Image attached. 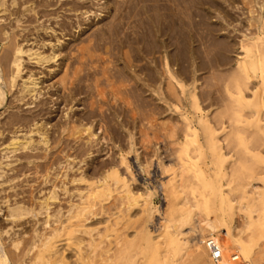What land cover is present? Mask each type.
Instances as JSON below:
<instances>
[{
	"label": "bare ground",
	"instance_id": "1",
	"mask_svg": "<svg viewBox=\"0 0 264 264\" xmlns=\"http://www.w3.org/2000/svg\"><path fill=\"white\" fill-rule=\"evenodd\" d=\"M5 1L6 0H0V12L4 13L6 10L5 4L9 1L10 4L8 3V6L18 5L15 4L18 0H8V2L6 1L7 3H5ZM46 1L50 2V0ZM79 1L80 3L76 1V7L72 9H77L78 7L86 8V0H78V2ZM29 2L33 4V0H23L19 2L22 5V10L19 8L22 14L27 12L28 15V13L31 14V12H34V7L33 5H28ZM109 2L114 10L113 14H110L112 19L110 20V18H108L110 22L107 20L108 24L105 23L106 26L104 27L101 26L104 25V23L101 25L99 24L101 27L94 31H89L90 34L85 31L88 36H84L85 38L82 37L83 39H80V41L82 40L80 42L81 44H78V46L77 40L75 41L77 47L75 45L73 46L76 47L74 50L77 51V53L73 52L76 53V56L73 60L71 58L72 62L70 61L71 64L69 67L66 66L65 68L64 65V70H62V74L58 76L56 81L57 86H61L60 90L62 89V92H64L58 95V97L60 96V102H63L62 104L64 105H68L66 107L67 111L63 114V120L59 118L60 121L56 120V122L52 123V116L50 119L48 116L45 118L48 113L51 114V110L47 111V109L50 108L48 105L49 108H44L47 103L49 104V102H47L49 99L46 100L45 98H41L35 102L43 93V87L41 85L43 79L39 76V71L36 73L28 69L23 72L25 67L24 60H34L36 64H43L51 60L54 61L55 57L61 53L57 51L55 45L60 46L64 43L61 42L60 36L56 37L55 45L48 42L50 43V49L48 48V52L44 51L42 48L47 44L49 38L45 41V38H41L37 32H40V29H42V32L43 30L47 32L49 29L53 32V30L47 24V26L44 24V27L42 23V25L39 24L40 26L36 25L33 27L35 30L32 32L34 37H31L33 39V45L24 44L27 38L23 37L22 39H13V42L9 41L11 43L5 48H3V46H5L3 43L0 47L3 49L0 50L2 51L0 53V105L5 101L8 96L7 94H10L11 97L8 98L10 100L12 99V102L15 101L18 104L21 102L23 106L24 104L33 103V107L29 105L25 106L35 109L34 111L32 109L31 113L27 112L29 113L28 115L20 114L16 113V111L21 112L20 110L26 107L24 108L21 106V108L17 106V108L20 109L15 110V113H11V108L14 107L16 103L14 106H10V101L7 100V102L9 101L8 105L11 107H9L11 112H9L10 114L7 112L9 114L8 119H3L4 122L0 121V211H3L2 209L4 208V213L1 212L0 214L1 216L2 214L5 215L4 218L8 220V225L5 226L0 222V264H104V262H113L117 255L116 252L121 249L129 253L136 251V254L141 251H143V253L155 252L156 256L155 254L151 255L140 264H174L175 261V264H177L178 262H184L186 259H191L194 264H241L239 261H235L239 255L241 259L244 260L245 264H264V240L261 242L262 239H264V180L259 181L261 179L256 178L255 180H258L255 181L256 183L263 182L261 185L256 184L254 182L256 175L254 174V178L250 176L255 185L252 184V180L248 181L250 179L247 177L248 171L246 173V178L248 180L244 178V183L241 182V178L243 177L241 173L247 169L245 163L249 160L248 155L245 163L238 157L233 159V156L231 155L230 157L227 152H221V147L217 140V135L221 132L225 133L227 138L231 136L233 139L236 137L241 138L243 135L250 137L257 133V131L262 134L264 133V124L261 123L263 118L262 121L259 122L257 119L259 113L254 108L256 107V101L260 100V95L258 94L260 88L257 91V87H259L260 84L264 86V0H107V7L110 6ZM69 3L71 4L70 1ZM238 3L241 5L240 7L243 6L242 9L244 8L246 10V15H248V17L247 19L245 18L246 24H244V26L246 27H242L244 29L236 34L237 32L235 33V31H240L239 28L243 25L242 24L237 30V27L231 24L237 19V16L235 17V12L240 8ZM44 4H46V2H44ZM103 7L105 6H102V8ZM192 7L200 11L198 13L196 12L199 18V21L196 20L197 22L188 15V10ZM70 9L68 10L70 11ZM89 11L90 10L84 9L83 14ZM106 11L108 10L106 9ZM193 12L194 10L191 11V14ZM3 13H1V15ZM18 17L20 16L18 15ZM212 17L216 19L209 21ZM17 18L14 20L18 21ZM104 18H106V15ZM15 21L13 25H18L20 22L18 21V23L15 24ZM6 25L0 27V37L4 40L13 37V34L12 37L9 35V33H11L9 32L10 27H6ZM66 26L68 25H63L62 23V30H64ZM79 26L80 24L78 23L76 27ZM57 27L58 26H56L55 29H57ZM86 28H88V26H86ZM16 31L18 30L16 29ZM64 32L66 31L64 30ZM18 33L16 32L17 35ZM235 34H240L239 37L237 36L239 38L238 40H235ZM103 35L109 38L108 40L112 43V47L107 49L104 45L101 46L99 40L104 39ZM78 37L80 38V36ZM79 38H77L78 41ZM7 44L8 42L6 45ZM101 47L103 48L102 52H104V56L101 52L100 54L97 52L101 50ZM70 49L73 50V48ZM68 51L70 50L68 49L67 52ZM70 52L71 53H68L74 54L72 51ZM106 54H108V56H106ZM113 62H116L117 65V68L116 65L113 67V69L115 68L114 73L109 70L110 66H107L109 63ZM62 63H65V61ZM97 63H99L100 66L97 68L98 70L95 69V66L98 67ZM212 69L218 73H222V77L219 76V78H217V75L221 74L215 75L217 72H214L215 74L212 72L216 78H211L213 75L209 71L212 76L208 77L211 78L213 82L209 79L210 82L205 83L208 77H205L206 80L204 84L202 81L200 82V78L198 79L197 74H199V72L202 74L205 70L208 71ZM109 71L111 73H109ZM201 71L203 72L201 73ZM54 72V70L51 71V73H53L52 75H54ZM181 77L185 79L188 78V82L183 81L184 78ZM51 84L52 87L55 83L53 82ZM54 86L53 87L56 88V84ZM204 86L206 89L202 88ZM211 86H213V89ZM214 86L218 89L221 87L226 93V96L222 95L224 94L220 91L222 89L219 90V92H222L221 95L219 94L218 96L214 94V96L212 94L213 92H210V89L215 92ZM246 90L250 91L248 96L246 95ZM144 93H148L149 99L147 96V99L145 98ZM262 93L264 95V88L262 92L260 91V94ZM78 95L82 96V98H79ZM221 96L222 98H220ZM203 99H208V101L205 100V102L208 103L207 107H217L214 109L215 111L213 113V108L210 109V111L212 110L211 112H209V109H205L206 106L204 107V104H202ZM74 100L77 101V103H74ZM75 104H77V107L81 105L82 107L77 110L73 108ZM235 104L237 105L236 107L239 106V109H242L244 106L247 107L248 111H243L248 112L246 117L253 118V121L249 119L243 121L245 124H243L244 126H239L241 124L238 126H235V124L233 126L232 122L230 124L229 119V122L223 120L226 114H229L230 110L235 109L233 106ZM142 105L152 107V110H154L153 113H159L158 115L165 112L167 113L169 110L175 111L178 114V120L181 122V124L178 123L180 126L176 123H171L170 121L173 117H169V113V115H165L168 116L167 119L169 123L166 122V120L164 124H169L168 126L170 128V130L167 131L169 132L167 134L169 137L167 138H171V142H169L171 144L169 146L171 147V145L177 144L178 147L170 151L176 156V164L174 163L176 165L175 167L170 166L166 168L162 166L161 161L163 158L157 163L161 168V172L172 170L171 173H173L171 174L172 177L170 179L168 178L169 180L167 182L161 181L160 187L158 186V189L161 190V193L166 199L165 206L161 208L163 211L158 208L159 206L154 200L155 195L159 193L156 187L151 186L152 188H150L148 186H142L143 189L141 191L137 190V188L136 190L132 188L134 186L132 182L134 184L135 176H133L134 173L131 174V164H129V161L126 162L125 159L127 158H125V156H117V159H120V161L125 164L124 168L126 172L129 173L130 177L128 175L127 177L130 179L124 176L127 174L126 172L123 171L126 173L124 175L122 174L123 172H119L120 167L118 166V168L115 166V160L108 162L103 161L96 165L95 162L92 163V161H95L93 158H91L93 159L91 163H87V158L84 157L85 155L87 157L92 155L93 151L96 150L94 149L96 143L99 144L103 140L109 142L115 137L118 138L115 140L127 138V151H124L129 153L134 151V155L137 159L139 155V146L136 145L137 141L135 140V136L137 132L140 131V134L142 132V130L139 129V112H141L139 111V107ZM219 105L222 106L220 109L218 108L220 107ZM262 105L263 104L259 106L262 108ZM34 107H38V109L36 110ZM127 109L129 111L127 114H129L128 116L130 117L131 124L128 121L129 118L127 120L128 122L125 121ZM156 109L157 111H155ZM239 109L238 111L240 112L241 110ZM3 111H5V109ZM243 111H241L242 114ZM240 113L239 116L241 115ZM44 114L46 115L43 118ZM230 114L228 116L232 118L231 116L234 115ZM236 115H238V112ZM153 116L151 114L152 118H154ZM165 116L163 118H165ZM261 116L263 117V114H261ZM237 117L238 116H236V118ZM233 118H235V116ZM123 121L124 123L126 122L127 126L125 125L124 127ZM140 121H142V119ZM225 122H227L228 125L230 124L229 127L224 125ZM128 123L130 125H128ZM252 123L258 126L261 123V126L258 127V129L256 126L257 130L251 129L249 126H251ZM121 127H124V131L121 130ZM136 129L137 131L135 132ZM143 133H145V131ZM150 136H152V134ZM260 136L258 135V137ZM51 137L54 140L53 146H59V151L61 153L64 149L68 148L72 149L73 153L75 151L77 155H81L78 163L83 162L82 165H84V162H86V168L82 169L81 166V168L78 166L81 164L74 162L78 156L73 153L70 154L69 150H67L69 152L64 154L62 158L58 157L50 160L49 154L51 153H49V150L51 151V145L53 144H51L53 141ZM240 138L237 140L241 141ZM79 139L81 142H79ZM145 139L146 135L143 140ZM248 139L246 138L247 141ZM70 141L74 142L70 144ZM112 142L114 141H110L111 145L113 144ZM229 142L231 143L227 144L230 147L235 143L232 141ZM205 143L209 144L210 147L214 149V163L216 164L212 170L214 177L206 181L207 183L209 182L214 195L219 199L218 206L211 213L206 211L204 206L205 211H201L203 210L201 209V201L203 199L202 192L198 193V196L192 194L193 196L191 197H185L177 201L179 193H183L182 191L185 186H190L189 184H193L194 182H196V184H204L203 180L207 176V172L201 165V158L203 147L206 145ZM62 144L64 146H61ZM121 144L125 146L124 143ZM108 146L109 145L104 147L108 148ZM102 147H100L99 150H101ZM190 147H192L193 150ZM105 149L106 148H104V150ZM245 150L247 152L246 148ZM106 151H109V149ZM19 152L20 155L22 154V156H24L22 159H26V165L28 164L29 166V164L32 163L34 168H38V172L42 171L40 175L37 174L40 177H38L40 179V184L42 183L44 185L49 183L48 186H42L44 188L37 190L40 195L38 194L36 196V201H34L36 203L33 202L34 205L36 204L35 206L32 205L31 201V204L27 202L29 199H26L27 201L24 200L25 192L24 195H22V192L25 188H22L24 190L20 192L23 197L18 194L19 192H12L16 190L15 187L17 186L16 184H18L17 180L19 177H23L25 172L31 169L29 168V170H27L28 168L24 167L26 168L23 169L24 172H22L23 170H19L21 166L18 163L22 162L21 158H18L19 155L17 156L16 154ZM157 152L158 150L156 154ZM98 153L100 155V151ZM154 153L153 151V153L150 154L153 156ZM112 154L110 155L113 156ZM240 154L242 155V153ZM247 154L250 155V152L248 151ZM13 157L16 158L13 159ZM41 157L45 159L43 160L44 162L46 161L45 165L40 163L42 159L39 163V160H35ZM51 157L54 156L51 154ZM227 157H230V161L232 159L231 168H229L230 164L228 163V168L230 169L229 174L228 168L226 172L218 167V161L225 160ZM245 157L246 156L242 159L245 160ZM106 159L108 160L110 158ZM18 160H21V162ZM101 160L102 159H100V161ZM15 161H18L17 164L20 167L14 166L13 163ZM142 162L144 163L139 167H141V170L144 172L146 171L149 161L146 159ZM74 163L78 165L76 166ZM221 163L223 164L224 161ZM91 164H95L93 165L95 167H91ZM169 164H171V162ZM23 165L24 164H22V166ZM77 170L80 171L78 172ZM68 171H74V174L70 177L67 174L69 173ZM250 173L252 174V172ZM60 175L61 177L63 176L64 179L69 176L70 182H75L76 187H73L72 190L68 189L65 182L69 177L63 180V178H59ZM168 175L171 176L170 173ZM263 176L264 174L260 175L261 178ZM223 177L226 179V183L223 182L224 184L229 185V182L231 183L232 180L234 181V183L231 184L233 185L231 188L226 189L223 187L224 184L219 182V179ZM229 177L231 180H229ZM148 179L150 180L149 177ZM225 179L223 178L224 181ZM22 180L20 179V181ZM56 180H58V183ZM78 182H81V184L83 182L84 187H77ZM24 184L26 185L27 182ZM40 184L39 186L37 184V188L41 187ZM81 184L79 186L83 185ZM203 186H205V184L200 185V191H202ZM19 187L20 186H18V188ZM196 187L198 188V186ZM7 190L12 191L8 193ZM33 190H36V188ZM231 190L237 192H233V195L236 193V196H233V198L230 197L231 195L229 196V194L232 193ZM60 192L66 196L68 195L65 207L61 206V203H57L58 201L60 202L61 198L66 197L65 195H60ZM34 193H36V191H34ZM191 193L194 192L191 191ZM113 194L117 196H115L117 201H113L114 203L112 202L113 205L111 208H113L116 203L115 207L123 211L124 214H128L133 206L139 208V215L135 212L131 213L138 216L137 220H140V223L138 221L136 222L137 224L133 223L134 221H131V219L136 216L132 215V218H130V213L127 218H125L126 221L122 222V225L124 223L126 225L128 222L129 225H131L130 222H132V226L136 224L133 228L138 226L139 223L135 231L133 230V233L129 235V237L132 235L131 238L128 236L126 237L127 233L124 236V234L120 232V234L117 233V235H115L113 241L111 240L110 235L113 236L114 234L112 233L114 231L118 232L119 230L116 227L119 220L117 221L118 217L115 212L112 213V215L111 212L107 211V213H110L108 216L111 215V217H114L115 214L117 217H114L116 218L114 221L117 222H114L113 225L112 223L111 225H105L107 220H105V222H103V220L101 221L103 216H100L101 218H98L99 220L95 219L104 223L100 224V226L105 225L102 231L100 228L98 229V226H91L86 222L88 221L86 220L87 215L93 214L95 217V214H97L95 207L99 204H103L102 202L111 198ZM74 196H76L75 199L72 198ZM33 200H35V198ZM203 201H205V199ZM108 203L111 205V202ZM108 203L107 205L104 204L101 206L106 207ZM53 204L55 205L54 207H52ZM105 209L108 210L109 207ZM93 210L96 211L95 214ZM100 210L99 213H101ZM160 210L162 214V219L160 218L162 221H158L160 222V230L157 229L159 225H157V227L153 226L158 230V232L157 230L154 232V230L150 228L151 226H149V223L152 221L154 215L159 213H157V211ZM196 210L202 212V214L198 215V218L195 217V215H197ZM239 210H241V212L243 210L242 213L244 215H242L243 218H241L242 220L240 223H237L235 214H237ZM116 213L119 214L118 212ZM27 216H32L33 221L35 218L34 216H37V218L39 217L40 225L37 222L36 224L39 225L38 227L35 224L36 227L30 229L31 233L28 232V230L27 232L30 235L28 236V234H26V237L28 236L26 238V231L24 230L27 229V227L24 226L25 228L23 231H17L18 229H15V231L13 227L17 226L16 222L24 220L23 218ZM93 216H91V218ZM156 216L157 215H155V217ZM109 220L111 219H108V221ZM89 221H93L95 224L97 223L94 220L89 219ZM3 222L5 223V219ZM126 226L128 227V225ZM123 227L124 229L127 228L125 226ZM21 228L22 227H20V230ZM102 228L103 226L101 229ZM120 228L122 229V227ZM129 229L127 228V230ZM196 230L200 232V237H196L198 240L190 244L189 240H187L188 235L190 232ZM109 231L113 232L109 234ZM130 231L132 230L130 229ZM191 234L192 233H190V235ZM63 235L65 236L64 240H67V242L65 241V245L69 246V248L71 246V250L74 252V260H72L71 257L72 261H70L69 255H66L69 249L64 247L65 245L59 243L63 240V238H60ZM57 242L61 245L60 247H58L59 244L57 245ZM64 250L67 251L66 254ZM130 263L135 264V259L132 258Z\"/></svg>",
	"mask_w": 264,
	"mask_h": 264
},
{
	"label": "rangeland",
	"instance_id": "2",
	"mask_svg": "<svg viewBox=\"0 0 264 264\" xmlns=\"http://www.w3.org/2000/svg\"><path fill=\"white\" fill-rule=\"evenodd\" d=\"M7 2H8V0H6ZM5 1V3H7ZM17 1V0H16ZM23 0H21V1H17L15 4H18V5H9L8 6V3L10 4V1L7 3V4H5V7H6V12L4 11V13L3 12H0V15H1V13H3L1 16H0V27L1 26H5L6 24H8V25H6V27H10V30H9V32H11V33H9V35H11V37H12V34H13V37L12 38H10L9 37V39L7 38V39H2V37H0V47H1V45H5V46H3V48H5V47H7L11 42H9V41H12L13 42V39H22L23 37L24 38H27V40H25L26 42H24V44H27V45H29V44H32L33 45V37H34V35H32V32H34L35 30H34V28L33 27H35L36 25L38 26L39 24L40 25H42V23H43V26L45 27V25L47 24L48 26H50L51 28H52V30H53V32L51 31V29H49L47 32H45L44 30H43V32H42V29H40V30H38V31H40V32H37L38 34H39V36L42 38L43 37V39L46 41L47 40V38H49L48 40H47V44H45L44 46H43V50L44 51H46V52H48V50L50 49V43L52 44H56L55 42V40H56V37H59L60 36V38H61V42H64L63 43V45H60V46H57V45H55V48H57V51H59V52H61L58 56H56L55 57V60L53 61V60H51V61H49V62H46V63H43V64H36L35 62H34V60H24V64H25V67H24V71L23 72H25L26 70H28V69H30L32 72H38L39 73V76L43 79V82L41 83V85H42V87H43V90H42V95L39 97V98H37L36 100H35V102H37L39 99H41V98H45L46 100L47 99H49V101H47V102H49V104L47 103L46 104V106H44V108H49V109H47V111H53V112H51L50 111V113L51 114H44L43 115V118H44V116H45V118L48 116L49 117V119H50V117L51 118H53V121H52V123L53 122H56V120H58V121H60L61 119L63 120L64 118V116H63V114L67 111V109H66V107L68 106V105H64V104H62L63 102H60V96L58 97V95H61V93H64V92H62V89L60 90V88H61V86H57V83H56V81H57V79H58V76L60 75V74H62V70H64L63 68H64V65H65V68H66V66H68L69 67V65L71 64V62H72V60L74 59V57L76 56V53H77V51H75L74 49H76V47L78 46V44H81L80 42L82 41H80V39H83V38H85L86 36H88V34H90L89 33V31L91 32V31H94V30H96V29H98L99 27H104V26H106V24H108V22H110V20L112 19V14H113V8L111 7L112 5H111V3L109 2V7H107V5H106V1L107 0H93V1H91V0H86L85 1V5H87L86 6V8H83V7H78L77 9H72L73 7H76L75 5V3H76V1H77V3H80V1L78 2V0H65V2H64V0L63 1H58V0H50V2L49 1H42V0H33V4H32V2H29L28 3V5H33V7H34V12H31V14H29L28 13V15H27V12L26 13H23L22 14V12H21V10H22V5H21V3H19V2H22ZM37 1V2H36ZM40 1H41V4H40ZM69 1L71 2V4L73 3L74 4V6H73V4L71 5L70 3H69ZM75 1V2H74ZM98 1V2H97ZM44 2H46V4H49V5H46V4H44ZM60 2V3H59ZM63 2V3H62ZM86 2H87V4H86ZM89 2V3H88ZM37 3H38V5H37ZM54 3V4H53ZM70 5H69V4ZM97 3V4H96ZM99 3V4H98ZM102 3V4H101ZM104 3V4H103ZM240 3V2H239ZM238 3V6L240 7L241 5ZM35 4H36V6H35ZM51 4V5H50ZM63 4H65V5H63ZM89 4V5H88ZM101 4V5H100ZM7 5V6H6ZM43 5H45V6H43ZM61 7H60V6ZM19 6V7H18ZM21 6V7H20ZM101 6V7H100ZM102 6H105V7H103L102 8ZM8 7V8H7ZM85 7V6H84ZM107 7V8H106ZM111 7V8H110ZM243 7V6H242ZM242 7H240L236 12H235V17L237 18L236 20H235V22L233 23H231V24H234L235 25V27H237V30H238V28L241 26V28H239L240 29V31L238 30V31H235V33L236 34H238V33H240L246 26H244V24H246L245 22V20L247 19V17H248V15H246L247 13H246V10L244 9V11H243V9H242ZM21 10H20V9ZM72 10H71V9ZM105 8V9H104ZM17 9V10H16ZM68 9H70V11L68 10ZM84 9H86V10H90L89 12H87V13H84L83 14V10ZM106 9L108 10V11H106ZM241 9H242V12H241ZM14 10V11H13ZM76 10V11H75ZM82 10V11H81ZM192 10H194V12L191 14V11ZM17 11V12H16ZM20 11V12H19ZM75 11V12H74ZM79 11H81V12H79ZM189 12V17L191 18V19H193V20H197V21H199V18H198V15H197V13L198 12H200L198 9H195L194 7H192L191 9H189L188 10ZM10 12H11V15H10ZM108 12V13H107ZM111 12V13H110ZM197 12V13H196ZM12 13H14V14H12ZM19 13V14H18ZM35 13V14H34ZM39 13V14H38ZM48 13V14H47ZM50 13V14H49ZM56 13V14H55ZM16 14V15H15ZM58 14V15H57ZM82 14V15H81ZM86 14V15H85ZM111 14V15H110ZM194 14V15H193ZM196 14V15H195ZM237 14V15H236ZM18 15L20 16V17H18ZM23 15V16H22ZM105 15H106V18H104L105 17ZM195 16V17H194ZM18 17V18H17ZM22 17V18H21ZM16 18L18 19V21H20L19 22V24L20 25H23V26H20L19 24L18 25H13L14 24V21L16 20ZM108 18H110V20H108ZM198 18V19H197ZM239 18V19H238ZM244 18V19H243ZM246 18V19H245ZM15 19V20H14ZM22 21H21V20ZM212 19L214 20V19H216L215 17H212V18H210L209 19V21H212ZM107 20H108V22H107ZM238 20V21H237ZM244 20V21H243ZM18 21H15V24H17L18 23ZM106 21V22H105ZM196 21V22H197ZM76 22H78L79 24H80V26L79 27H81V28H79V27H76L77 25H78V23H76ZM239 22V23H238ZM243 22V23H242ZM60 23H61V25H62V23H63V25H68V26H66L65 27V31L66 32H64V30H62V28H61V25H60ZM65 23V24H64ZM69 23V24H68ZM104 23V25H101V24H103ZM106 23V24H105ZM241 23V24H240ZM45 24V25H44ZM59 24V25H58ZM71 24V25H70ZM88 24V25H87ZM90 24V25H89ZM94 24V25H93ZM101 26H100V25ZM237 24V25H236ZM11 25V26H10ZM39 25V26H40ZM46 25V26H47ZM54 25H56V26H58L57 27V29H55L56 28V26H54ZM96 25V26H95ZM15 26V27H14ZM18 26V27H17ZM86 26H88V28H86ZM54 27V28H53ZM242 27H244V28H242ZM20 28V29H19ZM67 28V29H66ZM86 28V29H85ZM93 28H95V29H93ZM230 28V27H229ZM13 29V30H12ZM16 29L18 30V31H16ZM22 29V30H21ZM24 29V30H23ZM32 29V30H31ZM55 29V30H54ZM85 29V30H84ZM93 29V30H92ZM13 31V33H12V31ZM19 30H21V31H19ZM34 30V31H33ZM60 30H62V31H60ZM50 31V32H49ZM55 31V32H54ZM60 31V32H59ZM80 31H82V32H80ZM88 33H86V32ZM16 32L18 33V35L16 34ZM30 32H31V34H30ZM80 32V33H79ZM40 33H43V34H40ZM48 33V34H47ZM50 33H52V34H50ZM61 33H65L64 35L63 34H61ZM78 33V34H77ZM234 33V32H233ZM14 34H15V36H17V37H15L14 36ZM45 34V35H44ZM54 34V35H53ZM56 34V35H55ZM234 35L235 36V40L237 39H239L238 37H239V35ZM42 35V36H41ZM44 35V36H43ZM78 36H80V38L78 37ZM85 36V37H84ZM238 36V37H237ZM32 37V38H31ZM75 37H76V39H75ZM83 37V38H82ZM28 38H29V40H28ZM59 38V39H60ZM77 38H79V41H78V39ZM103 38L104 39H101V40H99V42L101 43V46L102 45H104L105 47H107V49L108 48H110V47H112V43H110V41L108 40L109 38H106V35H103ZM10 39H12V40H10ZM31 39V40H30ZM75 39V40H74ZM77 40V41H76ZM106 40V41H105ZM32 41V42H31ZM52 41V42H51ZM76 41L77 42V46L75 45L76 44V42L74 43V42ZM8 42V44L6 45V43ZM48 42H50V43H48ZM67 42V43H66ZM3 43V44H2ZM66 43V44H65ZM110 43V44H109ZM109 44V45H108ZM65 45V46H64ZM73 45H75V46H73ZM104 46H103V48H104ZM109 46V47H108ZM49 48V49H48ZM70 48H73V50L72 49H70ZM103 48L101 47V50H99V51H97L99 54H100V52H101V54L104 56V52H102L103 51ZM2 48H0V50H1ZM66 49V50H65ZM70 50V51H74V52H76V53H74L73 55L72 54H69V53H71L70 51H68L67 52V50ZM3 50V49H2ZM65 51V52H64ZM2 51H0V53H1ZM236 53V52H235ZM235 53H234V55H235ZM233 54V53H232ZM236 54H238V53H236ZM73 56V57H72ZM106 56H108V54H106ZM63 57V58H62ZM71 58H72V60H71ZM65 61V63H62V62H64ZM71 61V62H70ZM61 64V65H60ZM113 64V65H112ZM107 65V64H106ZM116 65V62H113V63H109V65H107V66H110L109 67V70L110 71H113L112 73H114L115 71V68L113 69V67ZM97 66L98 67H96L95 66V69L96 70H98L97 68H99L100 66H99V63H97ZM112 66V67H111ZM56 70H55V69ZM116 68H117V65H116ZM49 69H52V70H54L55 72H54V75H52L53 73H51V71L52 70H49ZM113 69V70H112ZM50 72H49V71ZM90 70H92V69H90ZM109 71V73H111ZM204 71V70H203ZM203 71H201V73L203 72ZM216 73L217 71H215V70H205L202 74H200V72H199V74H197V77H198V79H199V81L201 82H203V84H204V82H205V77L207 78L208 76H212L211 78H213L215 75H217V74H221V75H217L218 77L217 78H219V76H221L222 77V73H212V75H210L211 73ZM41 72V73H40ZM206 72V73H205ZM207 74H209V75H207ZM200 76V77H199ZM202 76V77H201ZM264 77V76H263ZM181 78H184V77H181ZM211 78H209L208 77V81L206 80V82L205 83H209L210 81H209V79H211ZM214 78H216V77H214ZM187 79V80H186ZM184 78L183 79V81H186V82H188V78ZM203 79V80H202ZM46 80V81H45ZM212 80V79H211ZM55 83L56 84V88H54L55 86V84L51 87V83ZM211 82H213V80L211 81ZM59 85V84H58ZM59 88V89H58ZM202 88H205V86L204 87H202ZM211 88L213 89V86H211ZM260 88V89H259ZM263 88H264V86L262 85V84H260L259 85V87H257V91H258V89H259V91H258V94L260 95V100H258V101H256V107H254L255 108V110L259 113L258 114V120H259V122H261L262 121V118H263V121L261 122V123H263L264 124V98H262V97H264V95H263V93L262 94H260V91L262 92V90H263ZM47 89V90H46ZM55 89V90H54ZM57 89H58V91H57ZM206 89V88H205ZM205 89H202V90H205ZM207 89H209V88H207ZM212 89H210V92H213L212 94L214 95H218L219 96V94L221 95L222 94V92L224 93V94H222L223 96H226L225 94V92H224V90L221 88V87H219V89L218 88H215V86H214V90H215V92L212 90ZM220 89H222V90H220ZM219 90L220 91H222V92H219ZM47 91H48V93H47ZM247 91V96H248V94L250 93V91L249 90H246ZM219 92V93H218ZM45 93V94H44ZM146 93V92H145ZM144 93V94H145ZM148 94V93H147ZM147 94H145V98H146V96L148 97V99H149V96L147 95ZM8 96L6 97V99H5V101L7 102V100H9L8 102L10 103H6L5 101L3 102V104H1L0 105V121H2V122H4V120H6V119H8V115L10 114L9 112H11V110H12V112L11 113H15V110H19L18 108H17V106L18 107H26V106H31V107H33V103H31V104H24V106L21 104V102L18 104V103H16L15 101H13L12 102V99L10 100L9 98L11 97L10 96V94H7ZM82 95V94H81ZM214 95V96H215ZM9 97V98H8ZM56 97V98H55ZM57 97H58V99H57ZM77 97V96H76ZM78 97L80 98H82V96H80V95H78ZM97 97V96H96ZM98 98V97H97ZM220 98H222V96L220 97ZM54 101H53V100ZM147 99V98H146ZM50 100H52V101H50ZM205 100L206 101H208V99H203V102H202V104H204V107H205V109H209V112H211L212 110V113L215 111L214 109L215 108H217V107H207L208 106V103L207 102H205ZM12 102V103H11ZM51 102V103H50ZM54 102H56V103H54ZM60 102V103H59ZM74 103L76 102L77 103V101H73ZM15 103H16V105H15ZM52 103H54V104H52ZM57 103H59V104H57ZM207 103V104H206ZM6 104V105H5ZM10 106H14V107H10ZM33 104V105H32ZM52 104V105H51ZM261 104H263L262 105V108H261V106H259V105H261ZM26 105V106H25ZM49 107H48V106ZM64 105V106H63ZM70 105V104H69ZM78 105H81V104H78ZM76 106V107H75ZM220 107H218L219 109L222 107L221 105H219ZM234 106V108L236 109V108H238L239 109V106L238 107H236L237 105L235 104V105H233ZM4 107V108H3ZM6 107V108H5ZM11 108V110H10V108ZM21 107V108H22ZM31 107H26L25 109H21L20 111L21 112H17L16 111V113H20V114H29V113H27V112H32V109L33 108H31ZM58 107V108H57ZM82 107V105L81 106H79V107H77V104H75L74 105V107L73 108H75V109H77L78 110V108H81ZM142 107H143V110H142ZM242 107V106H241ZM8 108V109H7ZM34 108H36V107H34ZM52 108V109H51ZM56 108V109H55ZM140 109H139V111H141V112H139V116H140V119H139V129L140 130H142V132H141V134L139 133V132H137L136 133V136H135V140L137 141L136 142V145L137 146H139L138 148H139V155H138V158L136 159V157H135V152L134 151H131L130 153L129 152H125L124 150H126L127 151V146H126V140H127V138H123V136H122V138L123 139H121V138H119L120 140H115V139H118V138H115V137H113L111 140L112 141H116L115 143L114 142H112L115 146H119L118 148L117 147H115L113 144V146H114V148H113V146L111 145V143H110V141L109 142H106V141H102V142H100L99 144L98 143H96L95 145H96V147L98 148H96V147H94V149H96V150H94L93 151V153H92V157L90 156V157H87L86 155L84 156V157H86L87 158V163H91V161L94 159L95 161H92V163H94L95 162V164L97 165L98 163H101V162H108V161H114L115 162V166L116 167H120V170H119V172H126V170H125V164L123 163V162H121L120 161V159H117L118 157L117 156H125V158H127V159H125L126 160V162H128L129 161V164H131V174H133L134 173V175L133 176H135L134 178H135V182H134V184H133V182H132V185H134L132 188L133 189H135L136 190V188H137V190H139V191H141L143 188H142V186H148V187H150V188H152V187H156L157 189H158V186L160 185V182L162 181V182H167L171 177H172V175L171 174H173V173H171L172 172V170H165V171H163V172H161V168H160V166L157 164L158 163V161H161L162 159L161 158H163V160L161 161V163H162V166H164V167H166V168H169L170 166H172V167H175L176 165V156L174 155V154H172V152H170V151H172V150H174V148H176V147H178L177 146V144L176 145H171V147L169 146L171 143H169V142H171V138H167V137H169V135H167L169 132H167V131H169L170 130V128H169V124L168 125H166V124H164V121H166V122H168L169 123V121H168V116H165V115H169V117H173L172 118V120L170 121L171 123H176V124H178V123H180L181 124V122L178 120V114H177V112H175V111H167V113L165 114V113H162V114H160V115H158L159 113H153V111L154 110H152V107H149V106H147V105H142L141 107H139ZM145 108V109H144ZM226 108V107H225ZM224 108V109H225ZM5 109V111H3V110ZM29 109V110H28ZM31 109V110H30ZM38 109V107L36 108V110ZM75 109H73V110H75ZM210 109H212L211 111H210ZM233 109V110H230L229 111V114L230 115H234L235 116V118H233L234 116H231L232 118H229V114H226V116H225V119H223V120H226L227 122H229L228 121V119L230 120V124H231V122H232V125L234 126L235 124V126H238L239 124H241V125H239V126H242L244 123H243V121H246V120H249V119H251V118H249V117H246V115H247V113L248 112H245L246 110L248 111V109H247V107H243L242 109L240 108L239 110H241V111H243V110H245V111H243V114H242V112L240 113L239 111H238V109ZM6 110H8V111H6ZM35 109H33V111H34ZM146 110V111H145ZM262 110H263V112H262ZM151 113H150V112ZM155 111H157V109L155 110ZM3 112V113H2ZM9 114H8V113ZM71 112V111H70ZM69 112V113H70ZM208 112V113H209ZM237 112H238V115H236L237 114ZM72 113V112H71ZM127 113H129V111H128V109L126 110V122H130L131 120H130V117L128 116L129 114H127ZM169 113V114H168ZM234 113H236V114H234ZM239 113L241 114L240 116H239ZM7 114V115H6ZM19 114V115H20ZM141 114V115H140ZM143 114V115H142ZM149 114V115H148ZM151 114H152V116L154 117V118H152L151 117ZM172 114H175V115H172ZM261 114H263V117L261 116ZM50 115V116H49ZM142 116V117H141ZM165 116V118H163ZM236 116H238L237 118H236ZM151 117V118H150ZM175 117V118H174ZM246 117V118H245ZM59 118H60V120H59ZM128 118H129V120H128ZM241 119V120H239V119ZM261 118V119H260ZM4 119V120H3ZM142 119V121H140ZM232 119H234V120H232ZM47 120V119H46ZM55 120V121H54ZM128 120V121H127ZM258 120H257V122H258ZM173 121V122H172ZM251 121H253V118L251 119ZM126 122L124 123V121H123V124H124V127H125V125H126ZM142 122V123H141ZM227 122H225V126L227 125L228 127H229V125L227 124ZM170 123V124H171ZM260 123V124H261ZM130 124H131V122H130ZM129 123H128V125H130ZM259 124V126L258 125H256L255 123H252L251 124V126H249V128H251V129H256V126H257V129H258V127H260L261 125ZM166 125V126H165ZM179 125V124H178ZM177 125V126H178ZM245 125V124H244ZM243 125V126H244ZM48 126V125H47ZM127 126V125H126ZM180 126V125H179ZM264 126V125H263ZM124 127H121L122 129L121 130H123L124 131ZM131 127V126H130ZM142 127V128H141ZM256 129V130H257ZM137 131V129L135 130V132ZM145 131V133H143ZM148 132V133H147ZM123 133V132H122ZM140 135H139V134ZM260 132H258L257 131V133H255V134H253V135H251L250 137L249 136H246V135H243V137L245 138H243V137H234L235 139H233V137L231 138V136H229L228 138H230V139H232V140H230V139H228L227 138V136H226V134L225 133H223V132H221V133H219L218 135H217V140L219 141V145H220V147H221V152H227L228 153V155H230V157H231V155L233 156V159H235V157L237 158H239V159H241V161L242 162H244L245 163V161L247 160V158L249 157V160H247L246 162L247 163H245V165H247V171L246 170H244L243 171V173H241V175H243V177L241 178V182H243L244 183V178L246 179V180H248L249 178V180L248 181H251L252 179H251V177L250 176H252L253 178L255 177L254 176V174L256 175V177L254 178V182L255 181H258V180H255L256 178H260L261 180H259V181H262V180H264V179H262V178H264V176L261 178L260 177V175H262V174H264V133L262 134V133H260ZM54 134H56V133H54ZM152 134V136H150ZM53 135V134H52ZM51 135V136H52ZM124 135V134H123ZM145 135H146V139L145 140H143L144 139V137H145ZM257 135V136H256ZM258 135L260 136V137H258ZM263 135V136H262ZM54 136V135H53ZM139 136V137H138ZM35 137V136H34ZM138 137V138H137ZM151 137V138H150ZM248 137H249V139H248ZM254 139H253V138ZM52 138V137H51ZM147 138H149V139H147ZM241 139V141L240 140H237V139ZM243 138V139H242ZM246 138L248 139V141L246 140ZM137 139H139V140H137ZM170 139V140H169ZM51 140H53V138L51 139ZM70 140V139H69ZM80 140V139H79ZM124 140V141H123ZM146 140H148V141H146ZM150 140V141H149ZM247 142H246V141ZM78 141V140H77ZM119 141V142H118ZM228 141V142H227ZM229 141H232L233 143H234V145H232V144H230V145H232V147H230L228 144L229 143H231V142H229ZM54 142V140L51 142V144ZM74 142V141H73ZM72 141H70V144H72L73 143ZM79 142H81V140L79 141ZM103 142H105V143H103ZM124 143V145L125 146H123L121 143ZM127 142H128V140H127ZM228 144H227V143ZM246 142V143H245ZM107 143V144H106ZM118 143H119V145H118ZM101 144H102V146L104 145V146H107V145H109V146H112V147H109L108 146V148L107 147H102L101 146ZM122 146H121V145ZM206 144V143H205ZM54 145V143L51 145V151L49 150V153H51L52 154V156H54V157H51V154H49V158H51L50 160H53L52 158H58V157H60V158H62L63 156H64V154H66V153H68L69 151H70V154L71 153H73L72 151V149H68V148H66V149H64V151H62V153H63V155H62V153L59 151V149H60V147L59 146H53ZM94 145V146H95ZM98 145H99V147H98ZM128 145V144H127ZM61 146H64L63 144L61 145ZM150 146H151V148H150ZM207 146V147H206ZM100 147H102V149L101 150H99V148ZM123 147V148H122ZM126 147V148H125ZM136 147V146H135ZM152 147H153V149H152ZM158 147V148H157ZM168 147H170V148H168ZM210 147V145L209 144H206L204 147H203V154H202V160H201V165H202V167H204V170L207 172L206 173V177L204 178V184H205V186H203L202 187V191H200L201 190V187H200V185H204L203 183H201V184H196V182H194L193 184H189L190 186H185L184 187V189H183V193L181 194V192L179 193V198L177 199V201H180V200H182V199H184L185 197H191V196H193L192 194H195V195H197L198 196V193H200V192H202V195H203V199H202V201H201V206H202V208L201 209H203V210H201L202 212L203 211H205L204 210V207H205V209H206V211H209L210 213L211 212H213L214 211V209L218 206V202H219V199H218V197L217 196H215L214 195V192H213V189H211V186L209 185V182L207 183L206 181H208V179H211V178H213L214 177V175L212 174L213 173V169H214V167H215V153H213L214 152V149L213 148H209ZM234 147H235V149H234ZM56 150H55V149ZM104 148H106L105 150H104ZM110 148H113V149H110ZM119 148H121V149H119ZM159 148H160V150H159ZM191 149H192V147H190ZM230 148H231V150H230ZM245 148L247 149V152L249 151L250 152V155L249 154H247V152H246V150H245ZM107 149H109V151H106ZM136 149H137V147H136ZM233 149V150H232ZM67 150H69V151H67ZM98 150V151H97ZM110 150H112V151H110ZM152 152H151V151ZM158 150V152H157V154H156V151ZM193 150V149H192ZM243 150H245V151H243ZM60 153H59V152ZM100 151V155H99V152ZM117 151V152H116ZM119 151V152H118ZM142 151H145V152H142ZM147 151H149V152H147ZM153 151L155 152L154 154H153V156L150 154V153H153ZM52 152H54L55 153V155H54V153H52ZM97 152V153H96ZM102 152H103V154L105 155H103L102 154ZM105 152H106V154H105ZM114 153V154H116V155H114V154H112V153ZM133 152V153H132ZM161 152H163V153H161ZM166 152V153H165ZM234 152H235V154H234ZM236 152H237V154H236ZM126 153V154H125ZM128 153V154H127ZM146 153V154H145ZM232 153V154H231ZM240 153H242V155L240 154ZM245 153V154H244ZM17 154V156L19 155V156H21V157H19L18 156V158H21V160H22V162H21V160H18L19 162H21V163H18V161H15L13 164H14V166H19L20 167V169L19 170H23V169H26V168H24V167H27L28 169L27 170H29V168H31L29 171H30V174H29V171H26L25 172V175H23V177L22 176H20V177H22V178H20L19 177V181H20V179L23 181H20V184H19V181L17 180V183L18 184H16L17 186L15 187V189L16 190H7L8 191V193H10L11 191L12 192H19L18 194H20V192L21 191H23L24 189H22V188H25V190H27V191H23L22 192V195H24V192H25V196H24V200H26L27 202H29L30 203V201L32 202V205H34V203H36V202H34V201H36V196L39 194L40 195V193L37 191L38 189H41V188H44L45 187V185L46 186H48L49 185V183H46V184H40V177H39V175H40V173L42 172H38V168L36 169V168H34V166L32 165V163H30L29 164V166H28V164L26 165V159H22L24 156H22V154L20 155V152L19 153H16ZM73 154H76L75 153V151H74V153ZM96 156H95V155ZM110 154H112L113 156H111ZM142 156H141V155ZM150 154V155H149ZM159 154V155H158ZM166 154V155H165ZM234 154V155H233ZM24 155V154H23ZM57 155V156H56ZM107 155V156H106ZM111 156V157H109V156ZM160 155H161V157H160ZM208 155V156H207ZM238 155V156H237ZM246 156L245 157V160H243L242 158H244V156ZM247 155H248V157H247ZM16 156V157H17ZM40 156H41V154H40ZM76 156H78L77 157V159H75L76 161H74L75 163H78V161H79V159H80V156L81 155H77L76 154ZM99 157V159H98V157ZM115 156V157H114ZM141 156V157H140ZM143 156H146V157H143ZM151 156V157H150ZM212 156H213V158H212ZM253 156V157H252ZM16 157H13V159L14 158H16ZM97 159H96V158ZM102 157V158H101ZM105 157V158H104ZM158 157H160V158H158ZM210 157V158H209ZM230 157H227L225 160H222V161H224V163L222 164L221 162L222 161H218V167L219 168H221V169H223V170H225L226 172H227V170H228V174L230 173V169L229 168H231V166H232V164H231V161H232V159H231V161H230ZM251 157V158H250ZM32 158H34V157H32ZM91 158H93V159H91ZM106 158H110V159H106ZM135 158V159H134ZM144 158V159H143ZM148 159V161H149V163H148V165H147V168H146V171L148 172H146V171H144L143 172V170H141V167H139L140 165L142 166V164L144 163V162H142L143 160L145 161L146 159ZM41 159H42V157L41 158H39V159H35L36 161H38V163L41 161ZM100 159H102L101 161H100ZM105 159V160H104ZM113 159V160H112ZM118 161H117V160ZM138 159H140V160H138ZM142 159V160H141ZM150 159V160H149ZM151 159H152V161H151ZM24 160V161H23ZM34 160V161H35ZM43 160H45V159H42V161L40 162L41 164H44L45 165V162L43 161ZM96 160H97V162H96ZM99 160V161H98ZM170 160V161H169ZM175 160V161H174ZM251 160V161H250ZM35 161V162H36ZM131 161V162H130ZM151 161V162H150ZM25 162V163H24ZM139 162H140V164H139ZM167 162V163H166ZM171 162V164H169ZM19 165H18V164ZM74 163V164H75ZM83 163V162H82ZM82 163L80 162V163H78V164H81V165H78V164H75L76 166L78 165L79 167L81 166L82 167V169L84 168H86V165H85V163L86 162H84V165H82ZM117 163V164H116ZM121 163V164H120ZM175 163V164H174ZM228 163L230 164V167H229V165H228ZM250 163H251V166H250ZM16 164V165H15ZM22 164H24L23 166H22ZM95 164H91V167H95V166H93V165H95ZM139 164V165H138ZM167 164V165H166ZM227 164V165H226ZM43 165V166H44ZM151 165V166H150ZM158 165V166H157ZM214 165V166H213ZM219 165H221V166H219ZM33 166V167H32ZM84 166V167H83ZM226 166V167H225ZM23 167V168H22ZM42 167V166H41ZM80 167V168H81ZM118 167V168H119ZM123 167V168H122ZM149 167V168H148ZM229 167V168H228ZM250 167H251V169H250ZM34 168V169H33ZM42 168H44V167H42ZM79 168V169H80ZM206 168V169H205ZM228 168V169H227ZM33 169V170H32ZM227 169V170H226ZM81 170V169H80ZM80 170H77L78 172L80 171ZM160 170V171H159ZM254 170V171H253ZM36 171V172H35ZM77 171H76V174H77ZM249 171V172H248ZM22 172H24V170L22 171ZM69 173H67L70 177L74 174V171L72 172V171H68ZM71 172V173H70ZM122 173L123 175L124 174H126V175H124V176H126L127 177V175L130 177V175H129V173L128 172H126V173ZM165 172V173H164ZM248 172V173H247ZM250 172H252V174L250 173ZM36 173V174H35ZM141 173V174H140ZM147 173V174H146ZM170 173V175L171 176H169L168 174ZM246 173L248 174V176L246 175ZM29 174V175H28ZM37 174H39V175H37ZM212 174V175H211ZM251 174V175H250ZM258 174V175H257ZM51 175V174H50ZM69 176H67L65 179L63 178V176L61 177V175H60V179H62L63 178V180H66ZM169 176V177H168ZM211 176V177H210ZM246 176L248 177V179L246 178ZM259 176V177H258ZM25 177V178H24ZM39 177V178H38ZM51 177V176H50ZM70 177L66 180V182H65V185H66V187L68 188V189H70V190H72V188L73 187H76V185H75V182H70ZM129 177H127V178H129ZM148 177L150 178V180L148 179ZM208 177V178H207ZM39 180H38V179ZM169 178V179H168ZM224 179H225V177H223ZM223 178H221V179H219V182L220 183H222V184H224V183H226V179H225V181L223 180ZM24 179H25V182H24ZM130 179V178H129ZM28 180V181H27ZM164 180V181H163ZM229 180H231L230 179V177H229ZM229 180H227V181H229ZM245 180V181H246ZM58 180H56V182H57ZM27 182V184L25 185L24 183H26ZM39 182V183H38ZM224 182V183H223ZM252 182V184H254L255 185V183L253 182V180L251 181ZM15 183H16V181H15ZM58 183V182H57ZM207 183V184H206ZM219 183V184H220ZM234 183V181L232 180L231 181V183L229 182V185H227V184H224L223 185V187L224 188H226V189H228V188H231L233 185H231V184H233ZM263 183V182H262ZM261 182H257L256 184H258V185H261L262 184ZM24 184V185H23ZM37 184H38V186H39V184H40V188H37ZM77 184V183H76ZM81 184V182L79 183L78 182V186L77 187H84V183L82 182V186H79ZM148 184V185H147ZM236 184V183H235ZM24 187H23V186ZM75 185V186H74ZM131 185V186H132ZM150 185V186H149ZM156 185V186H155ZM198 186V188L196 187V186ZM231 185V186H230ZM18 186H20L19 188H18ZM22 186V187H21ZM42 186H44V187H42ZM72 186V187H71ZM152 186V187H151ZM228 186V187H227ZM69 187H71V188H69ZM139 187V188H138ZM160 187V186H159ZM196 187V188H195ZM36 188V190H33V189H35ZM21 189V190H20ZM17 190H19V191H17ZM159 190V193L158 194H156L155 195V197H154V200H155V202H156V204L159 206L158 208L159 209H161V208H163L164 206H165V196L161 193V190L160 189H158ZM34 191H36V193H34ZM60 191V190H59ZM191 191L192 192H194V193H191ZM227 191V190H226ZM44 192V191H43ZM204 192V193H203ZM212 193V196H211V193ZM231 192L232 193H230L229 194V196L230 197H232L233 198V196H236V191H232L231 190ZM233 192H236L234 195H233ZM26 193H27V195H26ZM61 194L60 195H65V194H63L62 192H60ZM33 196H32V195ZM160 194V195H159ZM21 194H20V196H22ZM28 195H29V197H28ZM214 195V196H213ZM19 196V195H18ZM19 196V197H20ZM28 198H27V197ZM35 196V197H34ZM66 196V195H65ZM64 196V197H65ZM114 196V197H113ZM113 196L111 197V198H109L108 200H105V201H103L102 203L103 204H101L102 206L105 204V205H107V203L108 202H111V205H110V203H108V206H104V207H102L100 204L99 205H97L95 208H96V211H97V214H95L96 213V211L95 210H93V212H94V214L96 215L95 217H97V218H95L94 216H93V214H89V215H87V219L86 220H88V221H86V222H88V225H91V226H98V229L100 228V230L102 231L103 229H104V227H105V225H111V223H112V225L114 224V220H116V218H117V224H116V227H117V229H119L118 230V232H113V231H109L108 233L110 234V233H112V234H114L113 236L112 235H110V238H111V240L113 241V239L115 238V235H117V233H119L120 234V232L121 233H123L124 234V236H125V234H126V237L128 236L129 237V235L130 234H132L133 233V230L135 231V228H137L138 226H139V221L140 220H137V218H138V216L137 215H139V213H140V211H139V208L137 207V206H133V208H131V211L129 210V213H130V218H132L131 216L132 215H135L134 217L135 218H133V219H131V221H134L133 223H136L137 221L139 222L138 223V226H136L135 228H133L134 226H132V222H130V224L131 225H129L128 223L126 224V225H128V227L125 225V223L122 225V222H124V221H126L125 220V218H127V216H128V214H124L123 213V211H120V210H118L116 207H115V205H116V203H115V205H114V207L113 208H111L112 207V205H113V203L115 202V201H117L116 199V195H114L113 194ZM116 196V197H115ZM23 197V196H22ZM26 197V198H25ZM35 198V200H33L34 198ZM59 197H61V196H59ZM63 197V196H62ZM75 197L76 196H74V197H72L73 199H75ZM164 197V198H163ZM31 198H33V199H31ZM112 198H113V200H112ZM67 199H68V195L65 197V198H61L60 199V202L58 201L57 203H61L60 205L61 206H63V207H65V205L67 204ZM77 199V198H76ZM205 199V201H203ZM62 200V201H61ZM64 200V201H63ZM109 200H111V201H109ZM108 201V202H107ZM114 201V202H113ZM34 202V203H33ZM62 202H64V203H62ZM113 202V203H112ZM202 202H203V204H202ZM31 204V203H30ZM36 205V204H35ZM34 205V206H35ZM55 205L53 204L52 205V207H54ZM204 206V207H203ZM2 207H3V205H2ZM109 207V209L108 210H106L105 208H108ZM134 207H136V208H134ZM97 208H99V209H97ZM100 208H101V210H100ZM158 209V210H159ZM3 211H0V213L1 212H3L4 213V208L2 209ZM64 210V209H63ZM99 210H100V212L101 213H99ZM112 210H114V211H112ZM134 210V211H133ZM137 210V211H136ZM162 211H163V209H161ZM161 210L160 211H157V213L158 214H155V215H157L156 217H155V215H154V217H153V219H152V221L149 223V226H151L150 228H152V230H154V232L158 229V230H160V222H158V221H162L161 219H162V214H161ZM105 213H104V212ZM107 211H109V212H111V214L112 213H114L115 212V214L117 215V217H116V215L114 214V217H116V218H114L113 216L111 217V215H109L108 216V214H110L109 212L107 213ZM116 212H118L120 215H121V217H120V215L119 214H117ZM136 213V214H132V213ZM200 212V211H199ZM198 212V210H196V213H197V215H195V217L196 218H198V215H200V214H202V212H200L199 213ZM208 212V213H209ZM242 212H243V210H242ZM241 212V210H239V211H237V214H235V218L237 219L236 220V222L237 223H240V221L242 220L241 218H243V216L242 215H244L243 213ZM101 214V215H100ZM159 214H161V215H159ZM251 214V213H250ZM107 216V217H105V216ZM113 215V214H112ZM119 215V216H118ZM124 215V216H123ZM126 215V216H125ZM0 216H1V214H0ZM4 216L5 215H3L2 214V216L0 217V222H1V224L2 225H8V220L6 219V218H4ZM39 216V215H38ZM91 216H93L92 218H94V219H92L91 218ZM102 218H101V217ZM30 217H31V219H30ZM27 216V217H25L26 218V220H25V218H23L24 220H20V221H18V222H16V225L17 226H14L13 227V230H17V231H23L24 230V228L25 227H27V229H25L24 231H26V233H25V237H26V234H28V232H30L31 233V230L30 229H32L33 227H38L39 225H40V216L37 218V216H34L35 218H34V221L32 220V216ZM89 217V218H88ZM120 217V218H119ZM29 218V219H28ZM101 218V221L103 220V222H105V220H107L108 221V219H111V220H109L108 222L106 221V224L105 225H102L103 226V228L101 229V227L102 226H100V224L102 223V224H104L103 222H101V221H97V220H99V219ZM105 218H107V219H105ZM114 218V219H113ZM156 218V219H155ZM161 218V219H160ZM5 219V223L3 222V220ZM89 219L90 220H94V221H96L97 223L95 224V222H91V221H89ZM95 219H97V220H95ZM38 220V221H37ZM154 220V221H153ZM28 221V222H27ZM33 221V222H32ZM36 221V222H35ZM23 222V223H22ZM25 222H27V223H25ZM38 222V224H36ZM92 224H91V223ZM115 222V223H116ZM18 223V224H17ZM22 223V224H21ZM90 223V224H89ZM152 223V224H151ZM20 224V225H19ZM32 224V225H31ZM33 224H34V226H33ZM35 224H36V226H35ZM86 224V223H85ZM151 224V225H150ZM29 225H31V226H29ZM157 225H159V227H157ZM18 226H19V228H18ZM25 226V227H24ZM122 227V229L120 228V227ZM123 226H125V227H127L128 229L130 228L132 231H130V229L129 230H127V228L126 229H124V227ZM153 226H155V227H157V229L155 228V227H153ZM20 227H22L21 228V230H20ZM119 227V228H118ZM29 228V229H28ZM155 228V229H154ZM121 229V230H120ZM15 230V231H16ZM29 230V231H28ZM124 230H127V231H124ZM158 230H157V232H158ZM28 231V232H27ZM123 231V232H122ZM129 231H130V233H129ZM198 230H196V231H193V232H190V233H194L193 235L191 234L190 235V233H189V235H188V238H187V240H189V243L191 244V243H193V242H195V241H197L198 239L196 238V237H200V232L198 231ZM197 235H196V234ZM198 234H199V236H198ZM30 234H28V236H29ZM27 236V237H28ZM132 236V235H131ZM131 236L129 237V238H131ZM26 237V238H27ZM65 236L63 235V236H61L60 238L62 239L63 238V240L61 241V242H59L61 245L63 244V245H65V241L67 242V240H64L65 238H64ZM191 237V238H190ZM109 238V239H110ZM191 240V241H190ZM194 240V241H193ZM263 240L264 239H262V241L261 242H263ZM58 242H57V245L59 244ZM58 245V247H60L61 245ZM64 247H67V249H69V251L67 252L66 250H64V253L66 254V252L68 253V254H66V255H69L68 257H70L69 259H70V261H72V260H74V252L71 250V246H70V248H69V246H64ZM73 247V246H72ZM123 249H121L120 251H117L116 253H117V255H116V257H115V259L113 260V262L111 261V263L110 264H131L130 263V260L132 259V258H134L135 259V261H136V263L135 264H140V263H142V262H144L145 260H147V258L148 257H150L151 255H154L155 254V252H153V251H151L150 253H143V251H141V252H139V253H137L136 254V251H132V252H125L124 250L122 251ZM71 252V253H70ZM73 252V253H72ZM125 252V253H124ZM70 253V254H69ZM153 253V254H152ZM72 254V255H71ZM147 254V255H146ZM121 255V256H120ZM155 256H156V254H155ZM71 257H72V260H71ZM138 260H139V262H138ZM235 261H239L241 264H245V262H244V260L243 259H241V256L239 255L238 256V258L235 260ZM176 262V261H175ZM175 262H174V264H175ZM109 263H107V262H104V264H109ZM177 264H194V263H192V260L191 259H186L184 262H182V263H180V262H178Z\"/></svg>",
	"mask_w": 264,
	"mask_h": 264
}]
</instances>
